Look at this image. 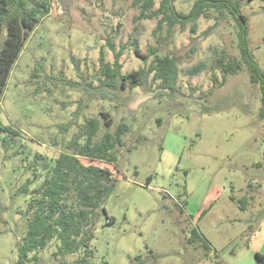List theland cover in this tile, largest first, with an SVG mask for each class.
<instances>
[{
  "label": "rangeland",
  "instance_id": "374dc122",
  "mask_svg": "<svg viewBox=\"0 0 264 264\" xmlns=\"http://www.w3.org/2000/svg\"><path fill=\"white\" fill-rule=\"evenodd\" d=\"M72 1L64 11L60 0H51V13L27 41L4 95L1 119L22 134L8 152L0 143V264H20L17 244L26 229L29 198L17 191L34 177L33 156H58L86 118L100 120L96 142L106 134L115 138L122 124L129 127L114 150L119 175L112 166L93 163L118 179L100 209L91 264H264L257 256H264V120L258 90L246 72L227 77L221 86L222 74L211 68L223 51L239 57L235 21L212 16L199 19L195 33L192 23L155 32L159 19L138 22L140 10L132 0ZM195 1L174 0V5L188 13ZM241 1L251 52L264 70V0ZM159 6L155 0L154 9ZM109 42L116 51L126 47L123 74L151 64L154 57L145 63L137 47L142 54L154 46L177 56L176 92L160 89L153 75L145 85L116 95L98 88L101 52L114 62ZM202 62L204 70L187 74ZM39 174L43 180L42 168ZM60 251V243L51 242L24 264L88 260L86 248Z\"/></svg>",
  "mask_w": 264,
  "mask_h": 264
},
{
  "label": "trees",
  "instance_id": "16d2710c",
  "mask_svg": "<svg viewBox=\"0 0 264 264\" xmlns=\"http://www.w3.org/2000/svg\"><path fill=\"white\" fill-rule=\"evenodd\" d=\"M132 4L140 10L138 22L159 19L155 32L166 25L167 32L171 33L177 25L184 28L192 23L194 25L191 32L195 33V23L201 18L214 16L219 21L230 16L235 21L239 57L223 51L211 68L222 74L221 86L227 82V77L246 72L250 84L258 90L259 117L264 120V70L250 49L249 21L242 13L241 0H196L188 13L178 12L174 0H160L158 9H154L155 0H132ZM51 9V0H0V143L7 152L11 146L17 145V137L22 132L13 125H5L1 119L4 95L11 73L27 41L40 22L49 16ZM134 42L137 44V41ZM108 46L114 53V62H107L105 53L101 52L98 73L103 81L98 88L112 89L116 95L127 87L134 89L145 85L153 75L154 81L161 82L160 89L176 92L180 63L177 56L166 54L154 46L149 47L148 54H142L137 47L136 53L145 63L150 57H154L151 64L123 74L120 59L126 47L122 46L116 51L110 42ZM204 69L205 63L202 62L186 72L188 75H196ZM212 80L218 82L215 76ZM103 98H107L106 95ZM81 110L80 106L75 116ZM102 116L108 117V114L102 113ZM107 123L110 124L109 121ZM73 125V122L68 123L64 131L69 132ZM99 128V119L86 118L58 156L53 159L39 153L33 156L29 167L34 177L28 179L17 191V194L29 198L24 213L26 229L22 240L17 244L20 264L27 262L32 252L42 250L54 241L60 243V252L63 254H76L86 248L87 258L93 255L89 249L90 243L95 237V226L100 209L110 192V183L114 181L111 179L114 177L112 170L93 163L100 161L112 166L119 175L115 166L114 150L121 142V137L129 132V127L122 124L116 131L115 138L106 134L102 141L96 142ZM83 158H89L91 163L85 164ZM40 168L46 174L43 180V173L39 174ZM257 256L264 259L260 254ZM82 264H91L89 258L84 259Z\"/></svg>",
  "mask_w": 264,
  "mask_h": 264
},
{
  "label": "water",
  "instance_id": "95a60500",
  "mask_svg": "<svg viewBox=\"0 0 264 264\" xmlns=\"http://www.w3.org/2000/svg\"><path fill=\"white\" fill-rule=\"evenodd\" d=\"M73 5V1L72 0H60V6L64 11H67L71 8V6ZM114 181H112L113 183Z\"/></svg>",
  "mask_w": 264,
  "mask_h": 264
}]
</instances>
